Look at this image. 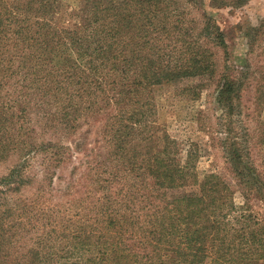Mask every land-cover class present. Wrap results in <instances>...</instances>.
I'll use <instances>...</instances> for the list:
<instances>
[{
	"label": "trees",
	"instance_id": "16d2710c",
	"mask_svg": "<svg viewBox=\"0 0 264 264\" xmlns=\"http://www.w3.org/2000/svg\"><path fill=\"white\" fill-rule=\"evenodd\" d=\"M248 1L0 0V165L17 159L0 176V264L264 262V219L250 205L264 204V167L243 135L252 78L264 110V67L234 60L200 9ZM186 81L189 101L214 86L242 205L223 176L199 174L201 150L158 124L155 89ZM34 117L56 131L100 122L111 150L57 189L72 148L38 141Z\"/></svg>",
	"mask_w": 264,
	"mask_h": 264
},
{
	"label": "rangeland",
	"instance_id": "374dc122",
	"mask_svg": "<svg viewBox=\"0 0 264 264\" xmlns=\"http://www.w3.org/2000/svg\"><path fill=\"white\" fill-rule=\"evenodd\" d=\"M203 3L200 9L210 14L226 32L233 59L238 58L241 65L246 62L249 63L251 70L264 67V0H249L240 8L228 6L211 8L209 2ZM253 28H258L255 33L259 32V36L256 37L258 40L256 44L253 42L255 34L251 33ZM251 34L254 36L252 35L250 38ZM256 80L253 78L250 80L249 88L244 93L243 103L246 116L243 119L246 122L243 125V135L247 131L246 135L254 143L256 163L263 169L264 148H261L257 141L260 133L264 130V125H259V122H264V110L255 112L254 97L256 89L254 85ZM188 83L186 81L179 85H163L155 89L158 105V124L172 138L187 145V148L194 145L201 150V158L198 162L199 174L203 176L209 172H214L223 176L233 185L236 192V203L242 205L244 199L235 184L220 144L224 129L218 122L219 112L214 104V96L210 95L214 86L211 87L209 92L204 93L201 100L189 101L188 98L180 95L181 88L188 85ZM33 122L38 141L52 140L70 145L72 148L73 159L64 168L57 171V178L54 181L57 189L65 188L74 180L73 166L76 165L79 168L87 166V163L99 158V155L102 157L107 156L111 150L110 146L104 141L100 122L83 123L75 131L59 129L56 131V129L43 128L44 121L37 117H34ZM259 127L262 129L261 132H259ZM15 163H17V159L12 157L1 164L0 176L6 174ZM80 190L84 194L85 190L82 188ZM250 205L257 216L264 219V204L261 201L253 200ZM206 264H210V262ZM259 264H264V262Z\"/></svg>",
	"mask_w": 264,
	"mask_h": 264
}]
</instances>
